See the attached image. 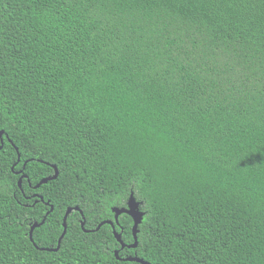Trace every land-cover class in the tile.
Returning <instances> with one entry per match:
<instances>
[{"label":"trees","instance_id":"1","mask_svg":"<svg viewBox=\"0 0 264 264\" xmlns=\"http://www.w3.org/2000/svg\"><path fill=\"white\" fill-rule=\"evenodd\" d=\"M1 130L0 264H142L132 192L121 257L264 264V0H0Z\"/></svg>","mask_w":264,"mask_h":264},{"label":"water","instance_id":"2","mask_svg":"<svg viewBox=\"0 0 264 264\" xmlns=\"http://www.w3.org/2000/svg\"><path fill=\"white\" fill-rule=\"evenodd\" d=\"M3 134H4V130H1L0 132V136H1V144H0V149L3 148L4 146V139H3ZM19 159H20V154H19ZM55 169H56V173L53 175V176H48V177H44L43 179H41V181L36 185V187H40L42 184L44 183H47L49 180L51 179H55L58 177V169L56 166H54ZM19 173H22V171H20ZM27 175L25 174H22L21 178H20V181L19 183L21 184L23 179L26 178ZM41 199H43L42 196H40ZM54 209L53 205H51V209L47 212V215ZM73 210H77V211H80L81 214L83 215V211L80 209V207L76 206V207H69L65 213V216H64V220H63V226H64V230H63V233L61 234L59 240H58V245L57 247L55 248H41L42 250H48V251H58L60 246H61V242L63 240V238L65 237L66 233H67V228H68V224H67V219H68V216L70 215V213L73 211ZM113 212L115 213V221L113 220H104L102 221L98 227L95 229V230H89L87 228H85V224H86V221H85V217L83 215V221H82V227L83 229L86 231V232H90V231H97L100 229V227L103 225V224H110L112 225L113 227V232H114V235L116 237V239L118 240V242L121 244V248L120 249H117L115 251V255L118 259H121V260H129V261H136V262H140L142 264H151L150 262L144 260L143 258H140L137 254L133 255V256H127V257H121L120 256V250L121 249H124L126 247L128 248H136L138 246V232H139V225L142 223L143 221V218H144V215H145V212L143 210H141V201H139L136 196L134 195V192L131 193L128 201H127V206L125 207H118V206H115L113 207ZM123 213H126L128 215H130L133 220H134V225H133V235H134V242L133 243H130V244H127L124 242V240L122 239V235L116 230V226L115 224L119 223V216ZM47 215L45 216V218L39 223V222H35L32 226H31V229H30V238L31 240H33V232L35 230L36 227L38 226H41L42 224H44L45 220H46V217Z\"/></svg>","mask_w":264,"mask_h":264}]
</instances>
